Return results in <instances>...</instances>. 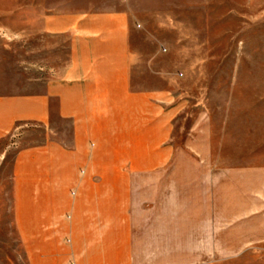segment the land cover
<instances>
[{
    "label": "crops",
    "instance_id": "obj_1",
    "mask_svg": "<svg viewBox=\"0 0 264 264\" xmlns=\"http://www.w3.org/2000/svg\"><path fill=\"white\" fill-rule=\"evenodd\" d=\"M49 7L30 17L28 56L0 54V141L27 264H214L213 210L149 174L171 162L180 106L134 69L131 13Z\"/></svg>",
    "mask_w": 264,
    "mask_h": 264
},
{
    "label": "rangeland",
    "instance_id": "obj_2",
    "mask_svg": "<svg viewBox=\"0 0 264 264\" xmlns=\"http://www.w3.org/2000/svg\"><path fill=\"white\" fill-rule=\"evenodd\" d=\"M67 1L0 0V54L28 56L30 17ZM77 1L86 10L127 8L134 69H149L150 82H165L177 98L171 162L149 174L176 177L183 203L213 210L214 264H264V0ZM7 144L0 141V264H27Z\"/></svg>",
    "mask_w": 264,
    "mask_h": 264
}]
</instances>
